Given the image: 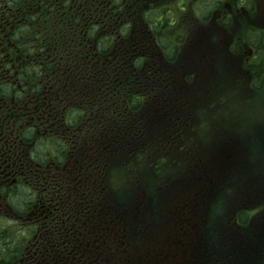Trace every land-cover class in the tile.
<instances>
[{"label": "trees", "instance_id": "trees-1", "mask_svg": "<svg viewBox=\"0 0 264 264\" xmlns=\"http://www.w3.org/2000/svg\"><path fill=\"white\" fill-rule=\"evenodd\" d=\"M162 2L0 0V65L11 68L8 61L12 60L19 75L30 76L34 87H53L66 93L76 90L75 102L93 111L95 147L100 134L122 140L125 131L135 130L138 119L153 104H172L178 115H171L168 122L155 123V132L149 133L156 134L152 139L164 138L168 143L161 141L159 149L141 146L120 165H112L118 164L115 156L96 164L97 181L92 193L87 191L83 196L91 199L88 205L83 204L90 205V219L105 223L99 216L101 203L109 231L119 237L122 227L131 221V211L136 208L137 215L147 216L152 209L156 221L145 234L155 238L174 219L173 207L165 210L162 204L173 206L178 193L191 190V200L199 203L202 199L205 213L200 237L195 240L197 249L186 264H264V151L259 150L262 129L225 122L221 132L216 133L214 119L187 102L194 117L190 126L193 138H186V123H180L186 101L162 89L161 82L146 67L151 65L146 64V55L132 56V38L141 39L144 49L152 52L155 46L148 32L165 36L167 21L159 24L153 17V7L166 16L161 4L154 6ZM171 30L176 34L166 54L170 63L177 59L182 37L172 22ZM126 142L132 144L131 139ZM150 143L146 140L143 145ZM238 150L240 154L235 155ZM227 158L220 171L225 173L218 178L217 160ZM101 172L104 175L99 177ZM100 188L104 192L97 197L103 200L95 196ZM141 195L150 200L152 207L141 202ZM68 218L71 212L62 215L63 226ZM103 232L108 233L106 229ZM169 232L175 239V231ZM140 237L130 239L125 246L132 247L140 258L145 257L146 264H168L173 258L177 261L168 245L160 247L159 239L151 244ZM96 238L93 240L98 247ZM81 259L89 264L83 256Z\"/></svg>", "mask_w": 264, "mask_h": 264}, {"label": "flooded vegetation", "instance_id": "flooded-vegetation-1", "mask_svg": "<svg viewBox=\"0 0 264 264\" xmlns=\"http://www.w3.org/2000/svg\"><path fill=\"white\" fill-rule=\"evenodd\" d=\"M220 3L216 2L214 7ZM239 8L237 1L228 5L224 17H231L234 9L240 12ZM244 13L252 19L249 9ZM218 16V19L224 18L220 10L211 8L206 19L214 30ZM193 17L198 18L200 27L195 29L192 25L187 29L194 30L197 61L203 66L214 61L215 49L205 46L200 32L201 25L207 21ZM229 29L238 35L237 23ZM244 31L248 40L244 39L243 43L254 62L264 47V29L249 23ZM214 32L211 30V35ZM237 38L243 39L240 35ZM169 39L151 32V40L156 44ZM131 41L132 47L138 45L135 37ZM8 64L11 68L0 65V264H84L82 256L89 264H110L102 257L106 250L102 246L106 242L105 233L98 229L107 226V218L100 215L105 223L98 224L95 217L90 219V205H83L91 201L83 196L87 191L92 193L95 175L93 111L75 102L76 90L66 93L53 87H34L30 76L19 75V68L12 60ZM41 79L44 81L45 75ZM155 110L156 116L161 111L160 122H168L171 115H178L172 104ZM118 119L121 121V115ZM180 123L190 124L187 116ZM141 136L152 138L156 134ZM106 138L100 134L96 140ZM102 158L97 156L99 161ZM103 175L101 172L99 177ZM64 212H71L65 226L61 224ZM93 237H97L98 247Z\"/></svg>", "mask_w": 264, "mask_h": 264}, {"label": "rangeland", "instance_id": "rangeland-1", "mask_svg": "<svg viewBox=\"0 0 264 264\" xmlns=\"http://www.w3.org/2000/svg\"><path fill=\"white\" fill-rule=\"evenodd\" d=\"M201 1V2H200ZM176 0V5L181 3L180 6H185L184 10H178L175 14L174 12H169L168 17L178 18L180 22V26L182 28L183 33L186 36V45L184 44L181 47L180 58L178 63V70L182 73H186V65H188L189 75L186 77V82H183L186 90L190 92V96L186 93V103L192 104V96L191 94L196 90L208 89L211 92V96L214 92L212 90V86L216 82V78L220 80V88L223 85L222 80L226 77H234L235 78V66L231 64V68L229 67V63L225 60L227 56H231L235 58L237 55L240 57V61L236 63L241 72H243L246 77L249 79V85L254 88H260L264 85V49H260V64L256 63V61L252 62L253 56L247 53L248 47L244 45L243 39H247V33L244 31V27L253 23L258 25V16L264 20V0H248V4L246 8L249 9V12L252 14V19H247L243 13L245 10L240 4V12L234 11L231 17H224L225 11L228 9V5H233L236 0ZM219 7H214L216 2H219ZM200 3H207L211 8H214L216 11L220 10L223 14L222 19H218L220 16L216 18L217 20V29L214 30V27H211L208 22H205L201 25L200 32H202V36L204 38V44L207 47H211L215 49V56L213 61V70L212 74L209 75L208 78L203 77V68L197 61V49L198 44L195 40H193L194 30L187 29L188 27L194 25L195 29L200 27L197 22L198 18L193 16L200 17L202 13H199L196 9V6ZM178 7V5H177ZM241 13V15H238ZM259 13V15H258ZM210 14V13H209ZM214 20V17H211ZM237 23V34H233L232 39L230 38V33L232 32L229 28L235 26ZM216 28V27H215ZM264 29V26H261ZM216 31L215 34L211 35L210 31ZM242 36L243 39L239 40L237 36ZM242 42V43H241ZM222 57L223 59L217 60ZM249 57V58H248ZM259 62V61H258ZM159 67L158 65H154L153 71ZM164 73V72H162ZM180 80H183V76L179 75ZM230 85H235L231 80H227ZM172 90L177 92V96L182 99L183 92L185 90H180L179 86H173ZM187 103L186 114H190ZM220 105H226L229 110V117L235 123L240 126H246L250 119H256L257 116H254V112H259V117L264 116V92H248L246 97L241 102L233 101L226 93L220 94V100L213 104V107H217ZM200 122V120H199ZM262 129V137L264 138V128ZM186 138H190V132L188 127L186 126ZM242 157V156H239ZM229 158L222 161V159L217 160V168L216 171L219 173L223 165L228 161ZM225 171L221 172L220 175L217 173V177L219 178ZM212 177V175H211ZM213 179V177H212ZM97 181V177L94 175V184ZM208 183H210L208 181ZM207 183V184H208ZM93 184V185H94ZM196 187V186H194ZM172 191V193H174ZM201 195V194H200ZM192 191L189 190L187 193L179 194L177 200L174 202V205L167 206L168 204H162L164 209L170 210L173 207L174 211V219L168 225L165 232L161 235L164 237L169 231H175V239L178 240L181 238L186 232V248L181 249V243L179 241H174L173 236L172 244L177 249V254L180 260H186V255L189 254L193 243L196 239V236L199 235L200 229L202 227V217H204V202L202 199L198 200L199 203L193 202L191 200ZM200 197V196H199ZM186 216V219L180 220V217ZM183 225V226H182ZM171 235V233L169 232ZM174 241V243H173ZM171 242V240H170ZM169 242L168 245H171Z\"/></svg>", "mask_w": 264, "mask_h": 264}, {"label": "bare ground", "instance_id": "bare-ground-1", "mask_svg": "<svg viewBox=\"0 0 264 264\" xmlns=\"http://www.w3.org/2000/svg\"><path fill=\"white\" fill-rule=\"evenodd\" d=\"M196 9L199 13L202 14H209L210 13V6L207 3H200L196 6Z\"/></svg>", "mask_w": 264, "mask_h": 264}]
</instances>
